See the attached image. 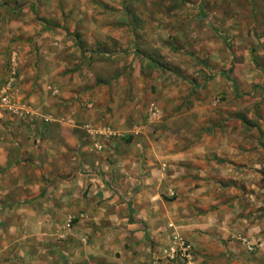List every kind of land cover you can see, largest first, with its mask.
Wrapping results in <instances>:
<instances>
[{
	"label": "rangeland",
	"instance_id": "rangeland-1",
	"mask_svg": "<svg viewBox=\"0 0 264 264\" xmlns=\"http://www.w3.org/2000/svg\"><path fill=\"white\" fill-rule=\"evenodd\" d=\"M14 72L16 82L10 89L14 108L4 111L0 121L9 117L20 124L29 122V133L38 148L43 143L48 148L57 143L68 148L75 138L83 144L79 134L87 130L96 135L95 143L101 144L102 152L107 141L93 129L96 125L118 132L111 137L125 143L127 137H138L142 140L137 147L141 166L137 176L145 181L153 175L150 194L153 181L163 180L161 173L166 177L167 171L172 172L166 153L169 147L188 150V132L192 138L200 132L210 135L232 124L231 116L235 125L240 124L235 134L241 141V153L256 149L255 162L264 164V0H0V90ZM43 99L49 104L41 113L36 108L45 103ZM78 104L84 110H95L96 120H78ZM152 106L157 116H150ZM62 108L70 113L64 115ZM109 118L118 119L112 123L118 128L108 123ZM172 120L176 121L174 127L167 126ZM6 125L4 132L11 134ZM133 125L139 136L127 134ZM93 142L88 140L92 146ZM16 144L13 138L12 146L19 147ZM13 147L6 150L7 156L15 153ZM107 151V161L116 172V158L122 152L116 147ZM125 151L124 156L127 148ZM215 160L216 156L210 158ZM6 171L0 170V181L8 183L13 176H6ZM86 173L104 181L101 171L70 168L64 175H54L53 181L47 180L48 190L41 201L36 197L13 204L11 214H17L16 221L22 226L29 225L34 248L38 246L27 254L10 256L9 262L62 264L56 259L58 240L69 241L76 235L92 240L86 229H74L82 221H92V214L97 216L89 208L74 212L78 202L85 204L88 199L91 185ZM108 188L114 191L112 197L120 196L112 183ZM174 190L161 199H176ZM106 197L103 200L98 194L95 203L101 206L111 201L109 194ZM53 213L59 224L53 222ZM41 215L59 234L55 238L47 232L53 246L45 250L36 242L33 230L36 225L43 227ZM10 224L2 220L0 228ZM80 230L85 235L80 236ZM101 242L106 247L87 251V264H116L124 249L110 248L104 239ZM188 243L197 264H206ZM257 249L252 245L251 252ZM75 251L70 250L71 257L77 255ZM167 259L168 264H184L177 257ZM76 263L70 260V264Z\"/></svg>",
	"mask_w": 264,
	"mask_h": 264
},
{
	"label": "crops",
	"instance_id": "crops-1",
	"mask_svg": "<svg viewBox=\"0 0 264 264\" xmlns=\"http://www.w3.org/2000/svg\"><path fill=\"white\" fill-rule=\"evenodd\" d=\"M43 101L40 102L44 103ZM48 104L45 102L36 109L42 113ZM81 109L78 104L76 106L78 120L83 119L82 122L96 120L93 116L95 110ZM61 111L64 115L70 113L63 108ZM231 117L232 124L222 129L217 128L210 135L200 132L198 138H192L193 135H189L188 132V150L169 147L166 153L170 154L168 160L172 162L173 168L170 163L172 172L167 171L166 177L161 173L163 180L153 181L152 194L148 193V187L153 175L145 181L137 176L140 174L139 171L141 172L137 160L139 153L137 147L142 139L127 137L128 142L125 143L115 136L106 134L104 125H96L97 127L93 129L99 130L100 136L107 141L104 145L106 149L102 152L101 144L95 143L96 135L87 130L79 134L83 144L75 138L68 148L62 143L50 148L43 143L38 148L29 133L30 128L27 126L29 122L20 124L15 119L5 117L0 121V136H3V140H0V170L6 169L8 171V174L5 172L6 176H13L11 179L13 181L10 180L8 183L0 181V221L11 222L7 229L0 228V264H27L19 259L9 262L8 258L24 252L27 254L38 246L36 244L34 248L31 240L33 231L29 229V225L22 226L16 221L17 214H11L14 211L11 208L13 204L31 202L30 199L36 197L41 201L43 198L40 197L48 190L47 180L53 181L54 175H64L70 168L101 171L104 173V181H101L100 176L91 178L92 174L86 173L85 177L91 185L88 199L85 204L78 202L74 212L80 209L88 211L89 208L92 213L96 212L97 216L92 214V221H82L80 222L82 224L74 229H86L92 240L90 242L84 240L85 234L81 230L79 233H82L80 236L83 237L80 239L76 235L75 239L69 238V241L58 240L56 259L62 264H70V260H75L76 264H87L85 260H90L87 251L106 247V244L101 242L103 239L108 241L110 248L124 249V255L116 264H168L170 247L174 245L176 237L190 241L206 264H264V164L255 162L256 149L247 154L241 153V141L239 135L235 134L238 131L235 129L240 124L235 125L236 120ZM126 120L124 119V122ZM116 121L118 119L109 118L108 123L118 128L112 124ZM173 122L176 121H170L167 126L174 127ZM6 124L11 127V134L4 132L8 126ZM127 134L139 136V131L133 125L128 127ZM253 134L256 135V132ZM13 138L19 147L12 146ZM88 140L94 141L95 145L89 144ZM10 147L16 150L7 156L6 150ZM111 147H116L118 152H122L116 158L119 167L116 172L107 161L109 155L107 150ZM126 148L128 152L124 156ZM19 149L21 151H18ZM78 152L81 156H78ZM156 152L160 159L165 158L158 149ZM66 154L69 155L66 157ZM214 156L217 160L210 161ZM11 171H16L15 176ZM119 175L121 181H118ZM111 183L120 196L112 197L114 191H109L108 188ZM97 189L103 193H97ZM173 189L176 199L173 201L161 199L162 194L169 196V190ZM98 194L103 200H106L109 194L111 201L99 206L95 203ZM145 202L149 204L142 206L141 204L144 205ZM25 209L28 211L29 206ZM40 217L43 227L36 225L33 230L36 242L42 249L45 246V250L53 246L47 232L53 234L55 238H58L59 234L58 228L51 229L49 224L43 221V215ZM52 218L53 222L59 224L54 213ZM16 234L19 235L17 241L14 239ZM114 239L120 240L117 242ZM252 245L259 249L251 252ZM71 249L76 250L77 255L72 256L74 258L70 255Z\"/></svg>",
	"mask_w": 264,
	"mask_h": 264
},
{
	"label": "built area",
	"instance_id": "built-area-1",
	"mask_svg": "<svg viewBox=\"0 0 264 264\" xmlns=\"http://www.w3.org/2000/svg\"><path fill=\"white\" fill-rule=\"evenodd\" d=\"M16 73H12L9 81L6 84V87L0 90V119L5 112H12L14 105L11 103V95L10 89L16 82ZM150 116H157L158 112L155 110L154 106L149 109ZM106 134L109 136H113V132L111 130H106ZM179 258L181 262L184 264H197L198 261L195 258V253H193L191 245L183 238L176 237L175 243L172 247H170V258L175 259Z\"/></svg>",
	"mask_w": 264,
	"mask_h": 264
},
{
	"label": "trees",
	"instance_id": "trees-1",
	"mask_svg": "<svg viewBox=\"0 0 264 264\" xmlns=\"http://www.w3.org/2000/svg\"><path fill=\"white\" fill-rule=\"evenodd\" d=\"M76 40H77V42H78L79 46L81 47L80 37H79V36H77V37H76ZM81 48H82V47H81ZM127 142H128V141H127Z\"/></svg>",
	"mask_w": 264,
	"mask_h": 264
}]
</instances>
